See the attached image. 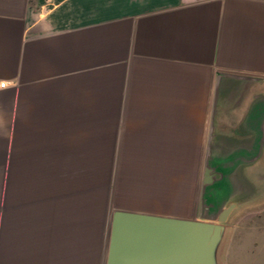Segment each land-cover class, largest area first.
<instances>
[{
    "label": "crops",
    "instance_id": "0c3cea01",
    "mask_svg": "<svg viewBox=\"0 0 264 264\" xmlns=\"http://www.w3.org/2000/svg\"><path fill=\"white\" fill-rule=\"evenodd\" d=\"M0 83V264H105L115 212L219 225L212 264H245L264 0H0ZM149 232L129 264H176Z\"/></svg>",
    "mask_w": 264,
    "mask_h": 264
},
{
    "label": "water",
    "instance_id": "95a60500",
    "mask_svg": "<svg viewBox=\"0 0 264 264\" xmlns=\"http://www.w3.org/2000/svg\"><path fill=\"white\" fill-rule=\"evenodd\" d=\"M223 220H219L221 223ZM140 230L158 236L162 230L180 247L176 264H212V251L220 237V226L200 220H181L115 212L111 218L105 264H129L131 239Z\"/></svg>",
    "mask_w": 264,
    "mask_h": 264
},
{
    "label": "rangeland",
    "instance_id": "374dc122",
    "mask_svg": "<svg viewBox=\"0 0 264 264\" xmlns=\"http://www.w3.org/2000/svg\"><path fill=\"white\" fill-rule=\"evenodd\" d=\"M259 188L230 239L232 257L245 264L264 263V184Z\"/></svg>",
    "mask_w": 264,
    "mask_h": 264
},
{
    "label": "built area",
    "instance_id": "2783aa9c",
    "mask_svg": "<svg viewBox=\"0 0 264 264\" xmlns=\"http://www.w3.org/2000/svg\"><path fill=\"white\" fill-rule=\"evenodd\" d=\"M4 87V83H0V88H3Z\"/></svg>",
    "mask_w": 264,
    "mask_h": 264
}]
</instances>
